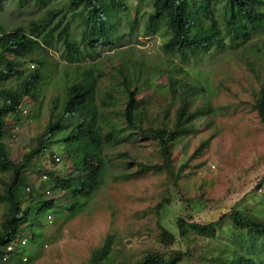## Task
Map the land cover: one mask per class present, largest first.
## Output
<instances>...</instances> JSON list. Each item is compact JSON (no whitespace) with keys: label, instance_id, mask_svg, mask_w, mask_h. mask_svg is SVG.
Masks as SVG:
<instances>
[{"label":"rangeland","instance_id":"374dc122","mask_svg":"<svg viewBox=\"0 0 264 264\" xmlns=\"http://www.w3.org/2000/svg\"><path fill=\"white\" fill-rule=\"evenodd\" d=\"M17 2L0 3V22L6 30L25 27L29 20L43 15L47 9L35 0L21 7ZM61 16V13L57 14L55 21ZM120 28L125 34L123 43L102 44L98 39L94 42L97 52L93 54L94 58L67 63L60 58V50L53 48L39 54L45 60V79L38 100L26 98L19 119L6 118L3 140L13 160H19L36 144V137L48 121L52 99L61 98L65 86L85 68H92L94 75H98L95 103L104 131L110 128L105 124V117L114 123L113 128L125 126L121 116L123 93L119 86L123 73L136 80L141 109L148 114V118L142 120L144 127L147 122L159 125L162 120L173 118L175 106L170 103L166 111L171 98L164 85L167 71L177 73L175 70L181 63L161 50L160 34L147 35L141 30L140 23L129 30L126 21H122ZM38 67L37 63L25 61L27 70ZM183 68L188 71L186 80L189 83L204 88L194 106L209 103L215 112L198 119L194 129L197 131L175 143L170 171L174 175L164 170L125 181L115 179L116 175L135 170V167L125 169L126 159L117 157L120 152L128 154L127 160L163 163L157 153L156 140L144 137L139 130H125L120 136L129 132H136V135L127 141L103 144L102 185L83 211L76 214L65 209L70 198L64 191H55L51 195H54L56 207L38 214L43 222V244L32 247L33 258L21 264H87L91 250L101 245L107 234L114 238L113 264H133L149 252L168 254L167 249H171L161 239L158 222L176 232L178 216L214 226L218 217L233 206H251L264 211V188L261 186L251 193L264 178V131L252 108L253 93L264 79V34H253L252 39L240 47L231 49L227 45L213 50L192 59ZM106 94H111L117 105H104ZM204 141L206 145L201 146ZM53 151L60 158L59 162L52 163L45 155L37 159L39 167L27 173V179L34 187L38 186L41 170L55 174L59 171L64 175L78 169L63 153L62 143L55 144ZM257 194L263 197L260 202L254 200ZM242 197L245 200H241ZM163 198L170 201L158 211L159 215L155 207ZM1 212L0 208V216ZM46 214H50L49 217ZM217 240H204L189 231L187 236H179L172 247L186 253L179 264H215L211 258L217 255L220 246ZM0 264L15 263L10 260Z\"/></svg>","mask_w":264,"mask_h":264},{"label":"trees","instance_id":"16d2710c","mask_svg":"<svg viewBox=\"0 0 264 264\" xmlns=\"http://www.w3.org/2000/svg\"><path fill=\"white\" fill-rule=\"evenodd\" d=\"M5 1L0 0V3ZM28 1L18 0L17 3L21 7ZM35 3L47 6V9L43 15L29 20L25 27L15 26L6 30L0 22V257L5 247L18 238L7 260V263L14 260L15 264L30 261L34 254L32 247L43 244V222L38 214L56 207L54 195L47 197L45 191H64L70 198L65 209L76 214L83 211L102 185L103 144L127 141L136 135V132H129L120 136L125 130H139L144 137L156 140L157 153L163 163L127 160L128 154L120 152L117 157L126 159L125 169L135 167V170L116 175L115 179L125 181L148 173L170 172L171 152L175 143L197 131L194 129L198 119L212 116L215 112L209 103L194 106L204 88L186 80L188 71L183 66L187 67L192 59L201 58L227 45L231 49L240 47L250 41L255 33L264 34V0H35ZM142 7L145 9L142 10ZM59 13L62 16L55 21ZM122 21H126L129 30L140 23L141 30L147 35L160 34L161 50L175 56L181 63L175 70L177 73L167 71V83L164 85L169 89L171 98L166 111L170 103L175 106L173 118L162 120L159 125L147 122L144 127L142 120L147 119L148 114L141 109L136 80L123 73L119 86L123 93L121 116L125 126L113 128L114 123L104 116L105 124L110 126L104 131L95 103L98 75H94L92 68H85L65 86L61 98L56 96L52 99L48 121L36 137V144L19 160H13L3 140L6 118L18 120L24 100H38L45 79V60L39 54L53 48L60 50V58L67 63L81 62L86 57L94 58L93 54H97L94 42L98 39L102 44L123 43L125 34L120 28ZM26 60L39 64V67L25 69ZM107 98L109 101L106 102ZM253 101L252 108L264 131V79L253 93ZM103 103L117 105L111 94L104 96ZM206 141L201 146L206 145ZM58 143L63 144V153L78 169L64 175L59 171L55 174L41 170L38 173V186L34 187L28 181L27 173L39 167L37 159L45 155L52 163H57L55 158L58 156L53 146ZM42 175H46V179H41ZM261 186L264 188V178L251 193ZM260 195L257 194L254 200L260 202L263 198ZM169 201V198H163L157 204L155 208L158 214ZM215 222L212 226L211 223L188 221L178 216L176 232L158 222L161 239L171 249H167L168 254L149 252L133 264H179L186 253L173 250L172 245L179 236H187L189 231L204 240L218 239L220 246L217 255L211 258L215 264H264L263 210L233 206ZM23 237L27 239L25 246L20 244ZM113 247V235L107 234L102 244L91 250L87 264H113ZM23 256L27 257L26 261L22 260Z\"/></svg>","mask_w":264,"mask_h":264},{"label":"built area","instance_id":"2783aa9c","mask_svg":"<svg viewBox=\"0 0 264 264\" xmlns=\"http://www.w3.org/2000/svg\"><path fill=\"white\" fill-rule=\"evenodd\" d=\"M55 160H56L57 162L60 161L58 157H56ZM46 177H47L46 175H42V176H41V179H46ZM45 195H46L47 197H51V195H52V190L47 189V190L45 191ZM48 217H49V216H48ZM26 241H27L26 238H24V237L21 238V240H20V244H21V246H25V245L27 244ZM17 243H18V238H17V240L15 239V241L9 243V244L5 247V252H4V253L1 255V257H0L1 263H5V262H7V260H8L9 257H10V255L12 254L11 252L14 250V246H15V244H17ZM22 260H23V261H26L27 258H26L25 256H23V257H22Z\"/></svg>","mask_w":264,"mask_h":264},{"label":"clouds","instance_id":"9594fccd","mask_svg":"<svg viewBox=\"0 0 264 264\" xmlns=\"http://www.w3.org/2000/svg\"><path fill=\"white\" fill-rule=\"evenodd\" d=\"M52 194H53V192H52Z\"/></svg>","mask_w":264,"mask_h":264}]
</instances>
